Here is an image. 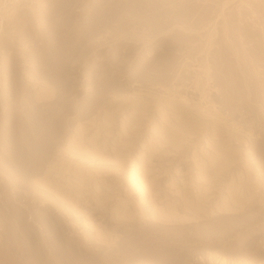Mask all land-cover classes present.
I'll use <instances>...</instances> for the list:
<instances>
[{"label":"rangeland","instance_id":"374dc122","mask_svg":"<svg viewBox=\"0 0 264 264\" xmlns=\"http://www.w3.org/2000/svg\"><path fill=\"white\" fill-rule=\"evenodd\" d=\"M167 1L0 0L2 8L7 5L11 9H8L10 14L6 13L7 18L4 14L5 20H0V214L8 213L5 223H11L6 228L14 231H9L10 236L5 231L6 239L10 238L5 241L0 225V264H206L211 252L217 254L214 255L216 259L225 257L229 264L264 262V208L260 209L262 207L255 201L252 206L249 204V210L247 207L241 212H219L211 216L207 204V210L201 211L205 215L199 212L202 216L199 214L200 218L195 220L193 214L183 208L184 201L174 194L184 181L189 184L186 192L193 199L192 163L188 153L182 150L178 156L176 153L154 154L147 146L148 134L142 129L130 139L135 149L129 161L135 160L143 145L142 152L155 166L157 174L154 176L159 182L152 193L154 199L157 197L155 203L162 205L164 199L177 201V214L181 217L187 214L183 217L186 220L156 221L151 219L148 210L131 224L115 221L118 209L115 207H134L140 196L127 178V169L120 168L116 174L106 171L107 180L101 182L103 187L94 191L101 203H97L94 194L76 188L80 193L76 204L98 228L109 231L113 237L118 236L109 248L97 243L73 213L33 190L30 179L47 172L50 162L59 155L58 145L78 123L98 120L104 125L103 115L110 111L117 113L115 120L119 124L130 106L138 104L142 108L145 103H148V114L155 115L154 106L168 92L187 96L190 103L208 107L215 116L225 119L227 126L237 127L243 134H252L254 139L250 144L254 150L264 146V109L260 108L264 104V85L256 82L263 100L254 98V101L248 93L251 88L246 90L241 83L242 72L233 78L235 74L228 72L226 64L215 70L211 63L213 79L208 93L202 97L192 81L196 73L202 71L201 60L206 58L204 52L197 53L204 44L205 39L201 37L206 29L201 28L204 24L198 26L195 32L199 34L198 41L194 43L189 37L196 34L185 30L193 19H181L192 4L201 12L204 3L200 0L192 4L190 0ZM250 2L235 0L231 11L238 6L247 11L251 17L249 22L259 31L264 18L259 19L257 14L251 13ZM247 21L245 19L241 25L248 24ZM252 44L260 45L247 42L243 50L247 51ZM217 47L213 46L210 53ZM261 66L259 69L263 70L264 63ZM26 71L31 78L24 76ZM38 80L55 89L53 98L37 100L33 87ZM167 102V99L161 101V111L166 110ZM196 110L193 109V113H197ZM117 124L109 125L111 130L103 126L105 131L114 133L109 139L112 144L117 141L115 136L120 128ZM255 151L264 168V154ZM6 202L15 206L17 219H12ZM22 212L27 220L21 222ZM14 233L15 238H12ZM198 257H204L205 261ZM213 264H219V259Z\"/></svg>","mask_w":264,"mask_h":264},{"label":"bare ground","instance_id":"6f19581e","mask_svg":"<svg viewBox=\"0 0 264 264\" xmlns=\"http://www.w3.org/2000/svg\"><path fill=\"white\" fill-rule=\"evenodd\" d=\"M192 1L198 2L197 0H190L191 4L193 3ZM234 1L235 0H200L199 2L204 3V8L200 3L198 5L203 8V11H198V6L192 4V6H190L193 9L190 7L191 9L189 8V10L187 9V11L184 12V17L181 19L182 21H187L190 19V17V21L193 19L191 24L189 26L187 25V28L184 26L185 30L187 29L186 31L194 33L198 32L197 28L201 24H204V26L201 28L206 29L205 35L201 37L205 39L204 44L202 47H200V49L197 50L198 54H200V52H204L206 58L201 60L202 71L196 73L195 79L192 81V86H194L196 90H200L199 92L202 94V97L205 96L209 91L208 87L210 86V82L213 79L211 74V63H213L215 70L220 69V67L222 68V66L226 64L227 67H229L228 72L230 71L231 73L233 72L235 74V76H232L233 78L237 77V74L242 72V75L240 76L243 87L246 88V90L251 88L250 91H248L249 96L252 94L253 99L256 98L260 101L261 96L258 92L261 91L259 90L257 92L259 88H256V84L258 83L257 85L260 86L262 84L264 85V68H262L263 70H260L261 68L259 69L261 64L264 63V50L262 48L264 47V24L261 30L257 31V26L249 22L251 17H248L249 13L247 11L241 10L239 6L235 9V11H231ZM167 2H169V0ZM190 3L187 4L188 7ZM250 4L252 6L251 13L257 14L259 19L264 18V2H260V0H251ZM7 7V5L5 8L0 6V11L3 12V14L0 15V20L4 19V14L7 18V12L10 14L11 9ZM8 9H10V11ZM197 11L200 13L198 14ZM196 13L198 15H196ZM181 16H183V14ZM245 19H248L247 22L249 23L242 26L241 24L245 22ZM181 20L180 22H182ZM195 34L196 35L191 34V37H189V40H194V43L198 41L197 35H199L198 33ZM184 35L186 34L184 33ZM247 42H256L261 46L252 44L253 46L251 48L247 49V51H244L243 45ZM215 45L219 46L217 47L218 49L216 48V50L210 53L211 49L213 46L215 47ZM207 56H211V59L208 60ZM28 73V71L25 72L26 75L24 76H26V78L30 77L28 76ZM30 81L31 80H29V82ZM32 81L33 83L35 82L33 79ZM38 82H36L37 84L33 87V90L35 89L34 95H36L37 100L45 101L53 98L55 89L50 87L47 83ZM243 87H241V89L244 90ZM252 89L255 92H253ZM168 93L169 94L165 95L166 97L162 99L160 98V100H158L157 104L154 106L156 113L155 115L148 114L147 111L149 107L148 103L145 102L144 105L147 106V108H145L146 106H143L145 109H143V107L139 108L140 106L138 107V104L130 106V110L122 114L123 116L119 124H117V121L115 120L117 113L114 114L113 112L106 111L102 119L106 129H108L107 127H109V125L111 126L113 124H117L119 125L118 127H120L116 136L114 135L117 140L114 142V144L109 141L113 132L108 130L105 131L103 129L104 125H102L98 120H92L90 123H78L77 126H74V129L72 128L73 130L69 133L70 135L66 137V140H63L64 142L62 143H65V145L61 146V142V144L58 145L57 149H59L60 146V151H58L59 155L57 154L55 159L50 162L47 172L43 173L44 175L42 174L40 177L36 175V177L33 176L34 179H30L34 188L33 190H35L37 194L39 193L42 197H44L45 200L48 199L53 203H57L62 208H65V210L73 213L82 221V224L85 229H87L88 234H91L97 243L100 242L99 244L102 243L109 247L114 242H116L115 237L117 238L118 236L116 235L113 237L111 233H108L109 231L105 232L104 229L102 230L98 228L96 224H94V221L92 222V220H89L90 218H87V215L84 216V214L77 208L76 203L80 200L78 197V195L80 196V193H78L77 190L83 188V190H87L89 193L94 194V199L100 204L101 202L98 201L99 199L96 196L97 194L95 193V190H98V188L104 183L103 179L107 180L105 179L106 176L104 177V173L107 171L116 174L120 168H124L127 169V178L132 183L134 190L139 192L140 197L137 205L134 207L131 206L132 209L129 207L130 205L123 207H118L115 205L117 206L115 208H118L116 209L117 211H115V221L120 222V220H122L131 224L141 216L143 211H147L146 213H148L149 210L151 211L150 217L153 220H161V222L164 221L165 223H174L172 221L176 222V220L177 222H181V219H184V216L187 217V214L184 216L182 215L183 217L179 216V213L177 214V201L164 199L163 201L165 202H163L162 205L155 203V199L157 197L154 199L152 193L154 192L156 187L155 185L158 182V180L157 182L155 180V174L157 173H155V166H152V164L149 162L150 160L148 161L144 152H142V148L144 147L143 145L140 147L141 151H138V153L135 155V160L129 161L131 151L135 149L133 143L134 141L131 142L132 140L130 139L136 132L142 129V131H145L148 134L147 146L152 152H154V154L158 152L164 155L168 153H176L178 156L182 150H186L188 153V159L191 160L192 163V167L190 168V177L192 180L191 182L193 183H191V186H193L192 188L194 190V193L192 192L193 199L188 196L186 191L189 184L186 185L184 181L180 182L183 185H181L182 187L180 186V189H176L174 194L176 197H180H178L180 201H184L183 208H186L185 210L189 211L187 213H192L195 217V220L196 218H200L199 214L202 213L201 211L204 212L205 209L207 210V207H209L208 215L219 212L222 214H232V212H241V210L247 209V207L249 210V204L251 205V203L255 201L256 203L258 202L262 207L260 208L259 206V208L263 209L264 172L262 169L264 168H262V164H259L260 158L257 160L255 150H257L258 153L260 151L264 154V146L261 147V145L254 150V147L252 148L250 144L251 140L254 139L252 134H243L237 129V127L231 128L230 126H227L228 123H224L225 119L215 116L213 111L209 110L208 107H206L208 108L206 109L205 107L190 103L188 97L181 95L180 92L179 94L181 96H178L174 93V95L170 94V92ZM165 99L168 101L166 110L161 111L160 106L163 104L160 103ZM261 99L263 100V97ZM138 102H141V100H138ZM234 107L235 106H233V108ZM195 108H197V113H195V111L193 113L192 111ZM260 108L263 110L264 104ZM232 113H234V109ZM262 115L263 114L260 116ZM263 118L260 121H263ZM109 129L111 130L112 128L109 127ZM63 167L64 169H62V171L64 170V172L61 171V168ZM64 173L66 175H63ZM172 181L175 182V179ZM172 184L170 183L171 186ZM175 186L178 187V185H174V187ZM101 187H103V185ZM76 188L78 189L76 190ZM154 194L156 195L157 193ZM214 198L215 201L213 202ZM124 204L127 203L125 202ZM207 204L209 206H207ZM6 206L9 208L12 219L13 217L17 219L18 217L17 212L15 211V206L9 202H6ZM149 208H152V210ZM6 213L7 212L4 211L2 214H0V225L4 229L3 234L1 233L3 236L5 235L4 233H6L5 231L9 232L11 230L6 228L7 225L11 223L7 222L6 225L5 222L7 217L9 218ZM20 217H22V222L23 219H26L27 215L22 212ZM186 217L184 220H186ZM38 219L39 218L36 220ZM187 219H190V216ZM192 219L194 218L192 217ZM184 220L183 222H185ZM16 222H18V220ZM27 222H25V224ZM15 225L17 226V224ZM20 229L21 226L19 230ZM11 231L14 232L13 230ZM10 232L8 234L9 236L11 234ZM15 235L16 233H14L12 238H15ZM6 238L7 236L5 235L4 239ZM19 238L20 237L18 236L17 239ZM9 239L10 238L6 239L5 241H10ZM104 245L103 247H105ZM21 249H23V247ZM16 250H18V248H16L15 251ZM19 252L21 254V251ZM214 255L217 254H213V252H211V254L208 255L209 263L206 264H213L217 259H219V264H229V261L225 257L218 256L216 259V256ZM43 259L45 260V258ZM199 259L200 261H205L204 257H200ZM237 264L254 263L244 261Z\"/></svg>","mask_w":264,"mask_h":264}]
</instances>
